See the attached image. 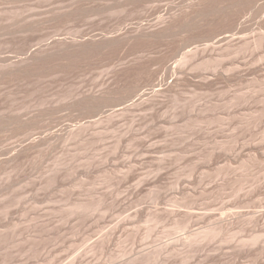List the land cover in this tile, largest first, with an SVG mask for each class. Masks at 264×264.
Listing matches in <instances>:
<instances>
[{
    "label": "rangeland",
    "instance_id": "1",
    "mask_svg": "<svg viewBox=\"0 0 264 264\" xmlns=\"http://www.w3.org/2000/svg\"><path fill=\"white\" fill-rule=\"evenodd\" d=\"M0 264H264V0H0Z\"/></svg>",
    "mask_w": 264,
    "mask_h": 264
},
{
    "label": "bare ground",
    "instance_id": "2",
    "mask_svg": "<svg viewBox=\"0 0 264 264\" xmlns=\"http://www.w3.org/2000/svg\"><path fill=\"white\" fill-rule=\"evenodd\" d=\"M158 30H159V29H158ZM158 30H157V31H158ZM154 31H155V30H154ZM154 31H153V32H154ZM157 31H155V32H157ZM153 32H152V33H153ZM160 32H163V31H160ZM154 34H155V33H154ZM156 34H157V33H156ZM158 34H159V33H158ZM158 34H157V35H158ZM160 34H162V33H160ZM154 36L156 37V35H154ZM108 93H110V92H108ZM105 94H107L106 91H105ZM97 95H98V94H97ZM103 95H104V94H103ZM93 96H94V95H93ZM99 96H100V95H98V99H97V101L99 100ZM102 97H104V96H102ZM100 98H101V97H100ZM104 98H105V97H104ZM94 100H95V98H94ZM102 100H103V99H101L100 101H102ZM104 100H106V99H104ZM97 103H98V102H97ZM99 103H100V102H99ZM79 205H80V204H79ZM84 205H85V204H84ZM88 206H89V205H88ZM78 207H79V206H78ZM84 207H85V206H84ZM82 208H83V207H82ZM90 208H91V207H90ZM90 208H88V209H90ZM85 209H86V207H85ZM221 226H222V225H221ZM196 234H198V233H196ZM190 235H191V234H190ZM190 235H189L188 237H190ZM192 235H193V234H192ZM194 235H195V234H194ZM194 235L191 237V239H192L193 237H197V235H195V236H194ZM256 235H257V234H256ZM256 235H254V236H256ZM105 236H106V235H105ZM105 236H104V238L106 239L107 236H106V237H105ZM181 237H182V236H181ZM186 237H187V236H186ZM188 237H187V238H188ZM252 237H253V236H252ZM104 238H103V241H104ZM107 238H108V237H107ZM178 238H180V237H177V239H178ZM183 238H184V237H183ZM197 238H198V237H197ZM197 238H196V239H197ZM257 238H261L260 235H259ZM194 239H195V238H194ZM251 239H254V238H251ZM251 239H250V241H251ZM179 240H181V239H178L177 241H179ZM183 240H184V239H183ZM183 240H182V243L184 242ZM187 240L190 241V238H188ZM192 240H193V239H192ZM259 240H260V239H259ZM177 241H175V242L172 241V242H174V243H179V242H177ZM250 241H249V242H250ZM254 241H255V239H254ZM254 241H253V242H254ZM186 242H187V241H186ZM186 242H184V243L186 244ZM192 242H195V240L192 241ZM192 242H191V243H192ZM174 243H173V244H174ZM189 243H190V242H189ZM189 243H187V244H189ZM191 243H190V244H191ZM251 243H252V242H251ZM256 243H257V242H256ZM171 244H172V243H171ZM171 244H170V245H171ZM173 244H172V245H173ZM253 244H254V243H253ZM162 245H164V244H162ZM162 245H161V246H162ZM167 245H168V244H167ZM172 245H171V246H172ZM164 246H165V245H164ZM168 246H169V245H168ZM174 246H175V245H174ZM177 246H178V245H177ZM184 246H185V245H184ZM188 246H189V245H188ZM162 248H165V247H162ZM172 248H173V247H172ZM175 248H176V247H175ZM175 248H174V249H175ZM177 248H178V247H177ZM159 249H160V248H159ZM166 249H167V248H166ZM169 249H171V248H169ZM171 250H172V249H171ZM172 251H173V250H172ZM174 251H176V250H174ZM155 252H156V250H155ZM153 253H154V252H153ZM160 253L165 254V250H164V253H163V249H162V251H161V249H160ZM166 253H167V250H166ZM156 254H157V253H156ZM150 255H151V254H150ZM152 255H153V254H152ZM158 255H159V254H158ZM160 256H162V255H160ZM149 257H150V256H149ZM154 257H155V256H154ZM156 257H157V256H156ZM149 259H150V258H149ZM153 259H154V258H153ZM151 260H152V259H151Z\"/></svg>",
    "mask_w": 264,
    "mask_h": 264
}]
</instances>
